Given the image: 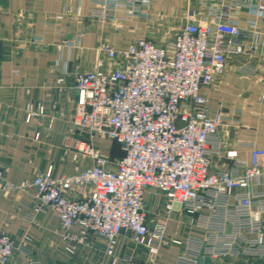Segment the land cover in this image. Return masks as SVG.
Returning <instances> with one entry per match:
<instances>
[{"label":"built area","instance_id":"2783aa9c","mask_svg":"<svg viewBox=\"0 0 264 264\" xmlns=\"http://www.w3.org/2000/svg\"><path fill=\"white\" fill-rule=\"evenodd\" d=\"M199 4L208 7L206 16L198 18L189 8L173 38L142 37L120 47L111 42L107 56L114 69L76 76L71 122L87 139L73 142L74 160L90 158L92 165L59 177L49 168L18 186L3 182L5 193L29 194L34 212L59 218L69 256L74 258L81 245L102 239L110 264H142L118 252L120 239L127 238L151 254L158 251L154 240L160 246L180 247L176 264H202L206 258L223 264H264V149L246 144L252 150L251 163L236 151H226L220 130L229 117L223 108L215 113L209 108V91L222 80L229 60L250 58L264 45V0ZM150 7V0H104L96 3L91 16L117 31L132 30L137 28L131 24L134 18H149ZM243 9L256 15L246 27L233 16ZM71 13L68 6L46 23L57 26ZM82 35L67 43L80 48ZM246 67L256 72L251 61ZM67 73L57 79L61 92ZM45 111L40 101L24 110L28 122L41 119ZM95 138L117 141L124 155H104ZM217 159L230 163L220 168ZM162 195L164 207L153 213L151 204ZM178 216L186 217L182 223L203 236H167ZM74 226L80 230L73 231ZM17 245L10 234H0V264L11 263Z\"/></svg>","mask_w":264,"mask_h":264},{"label":"crops","instance_id":"0c3cea01","mask_svg":"<svg viewBox=\"0 0 264 264\" xmlns=\"http://www.w3.org/2000/svg\"><path fill=\"white\" fill-rule=\"evenodd\" d=\"M103 1L0 0V234L8 233L17 240L18 248L10 264H29L34 260L40 264H110L102 239L89 246L81 245L74 258L69 256L64 250L59 218L50 212H34V200L29 194L22 190L5 193L1 186L5 180L21 185L49 168L59 177L92 165L90 158L74 160L73 142L87 139V134L71 122L78 73L114 69L116 64L107 56L111 42L120 47L150 36L161 41L163 36H155V29L184 24L189 8L196 17L204 18L208 8H203L199 0H150L148 19L134 18L131 24L136 29L117 31L91 16L96 3ZM68 6L72 13L59 19L57 26L46 23ZM233 16L242 27L256 18L249 9ZM81 34L80 48L67 43ZM35 37L42 41H33ZM247 61L254 64L255 73L246 67ZM64 70L68 71L66 90L61 92L56 83ZM33 101L45 105V116L28 122L24 110ZM209 108L212 113L223 108L229 117L220 130L225 150L236 151L241 159L251 163L252 150L246 144L255 143L264 149V45L250 58L239 56L229 60L222 80L209 91ZM98 139L95 145L114 155ZM216 161L220 168L230 163L227 159ZM186 220L184 216L175 217L167 236L186 233L203 236L201 230L186 227L182 223ZM72 230L77 232L80 227L74 226ZM153 246L158 248L156 254H151L144 245L121 238L118 252L142 264H176L180 247L160 246L156 240ZM223 263L206 258L202 264Z\"/></svg>","mask_w":264,"mask_h":264},{"label":"rangeland","instance_id":"374dc122","mask_svg":"<svg viewBox=\"0 0 264 264\" xmlns=\"http://www.w3.org/2000/svg\"><path fill=\"white\" fill-rule=\"evenodd\" d=\"M182 25H183L182 23H174V24L168 25V26L165 25V27H161V30L155 29L154 35L155 36L162 35V36H166V37H169V38H173L176 35V33L178 32V30L182 27ZM151 38H153V37H151ZM98 141L103 143L105 146L109 147L110 149L114 148V146H115L114 145L115 142L113 143L112 140H107V139H102L101 140V138H100V140L98 139ZM94 142H95V140H94ZM94 145H95V143H94ZM96 147L99 148L104 155L109 156L112 159L117 158V155H119V153H120V148H119V146L117 144H116V148L117 149H112L113 154H114L112 156L107 154L105 152L104 148H102L100 146H96ZM161 198H162V200H161ZM165 200H166L165 196L162 195L159 199H156V201L152 202L153 204H151V205H153V209H152L153 213L162 211V209L164 207Z\"/></svg>","mask_w":264,"mask_h":264},{"label":"trees","instance_id":"16d2710c","mask_svg":"<svg viewBox=\"0 0 264 264\" xmlns=\"http://www.w3.org/2000/svg\"><path fill=\"white\" fill-rule=\"evenodd\" d=\"M116 143L118 146H119V148H120V153H119V155L117 156V157H120V156H123L124 155V152H123V150H122V148H121V145L117 142V141H113V143ZM114 143V148H112V149H117L116 148V144Z\"/></svg>","mask_w":264,"mask_h":264}]
</instances>
